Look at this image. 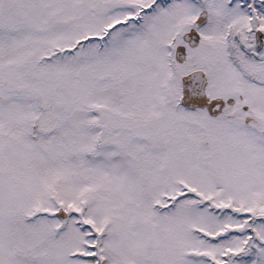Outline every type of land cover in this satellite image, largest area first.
Here are the masks:
<instances>
[{"label": "snow or ice", "instance_id": "1", "mask_svg": "<svg viewBox=\"0 0 264 264\" xmlns=\"http://www.w3.org/2000/svg\"><path fill=\"white\" fill-rule=\"evenodd\" d=\"M0 264H264V0H0Z\"/></svg>", "mask_w": 264, "mask_h": 264}]
</instances>
